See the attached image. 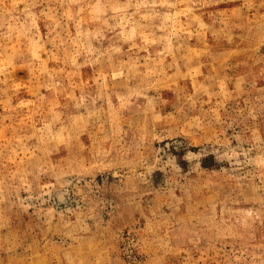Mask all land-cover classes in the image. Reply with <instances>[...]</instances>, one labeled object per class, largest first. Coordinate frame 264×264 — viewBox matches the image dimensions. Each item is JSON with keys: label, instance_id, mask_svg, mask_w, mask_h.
<instances>
[{"label": "rangeland", "instance_id": "1", "mask_svg": "<svg viewBox=\"0 0 264 264\" xmlns=\"http://www.w3.org/2000/svg\"><path fill=\"white\" fill-rule=\"evenodd\" d=\"M0 264H264V0H0Z\"/></svg>", "mask_w": 264, "mask_h": 264}]
</instances>
